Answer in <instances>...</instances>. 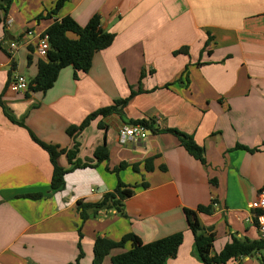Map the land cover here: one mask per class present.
Instances as JSON below:
<instances>
[{"label": "crops", "instance_id": "0c3cea01", "mask_svg": "<svg viewBox=\"0 0 264 264\" xmlns=\"http://www.w3.org/2000/svg\"><path fill=\"white\" fill-rule=\"evenodd\" d=\"M54 6L55 0H14L8 13L0 10V264H75L80 243L79 264H92L99 238L120 242L133 234L149 244L177 233L184 242L165 264H203L184 209L210 205L213 212L198 218L215 236L212 257L233 238L260 242L250 206L264 189V0H69L53 19L39 20ZM95 16L115 40L95 55L89 73L76 77L66 68L45 93L10 90L18 77L36 78L45 60L39 41L56 20L71 17L86 27ZM183 48L187 53L176 54ZM132 90L141 92L122 116H99L82 134L68 136L69 128ZM143 120L153 122L154 132L121 146L119 130ZM167 130L193 137L206 165ZM34 138L67 150L77 146L82 163L96 164L95 150L103 145L110 158L71 172L65 188L53 191L50 156ZM58 163L72 169L66 156ZM122 163L129 167L121 181L137 186L124 203L125 216L109 208L91 211L82 223L78 202L96 204L114 192L118 179L111 171ZM37 194L42 198H26ZM132 248L129 242L113 250L103 264ZM226 264H264V246Z\"/></svg>", "mask_w": 264, "mask_h": 264}, {"label": "trees", "instance_id": "16d2710c", "mask_svg": "<svg viewBox=\"0 0 264 264\" xmlns=\"http://www.w3.org/2000/svg\"><path fill=\"white\" fill-rule=\"evenodd\" d=\"M3 5H0V10L8 13L14 0H2ZM69 0H55V6L51 11H48L40 19H53L63 9ZM3 18L0 16V25L3 23ZM69 34L76 36L75 39L69 37ZM49 37L51 49L45 60H41L38 64V74L36 78L29 82V90L26 93L41 92L45 93L52 89L57 82L60 73L69 67L75 71V76L79 74H87L92 68L93 59L95 55L109 48L114 40L115 35L104 31L101 27V20L98 16L93 17L86 27H80L71 17H66L61 21L56 20L54 24L45 33ZM44 35V36H45ZM187 53V48L180 49L176 54ZM143 79V78H142ZM141 79V81H142ZM132 90L130 96L126 99L116 101L113 106L101 109L89 115L80 126L69 128L67 134L69 137L74 138L82 134L90 124L99 116L109 117L114 114L122 116L123 109L127 106L129 101L138 93ZM131 125H142L149 131L154 132L153 122L145 120L133 122ZM100 128H104L102 125ZM175 136L180 146L183 147L188 154L206 165L204 149L199 147L193 137L182 133L178 130H167ZM50 156V161L53 166V177L51 188L53 191H61L65 188V178L71 172L78 169L97 168L99 164L108 162L110 158L109 151L105 145L99 146L94 153L96 164H92V160H87L85 163L77 160L78 147L74 150L62 149L58 146L48 145L42 143L34 138ZM243 148V147H242ZM245 149V148H244ZM256 150H250L255 152ZM66 156L68 163L72 166L71 170H66L58 163L60 157ZM153 158L146 161V169L148 172L153 171ZM129 167L128 164L122 163L111 172L116 175L118 185L114 192L105 195L101 202L96 204L85 203L79 201L77 210L80 215L82 223H85L90 218V212H98L103 209L114 208L120 214H124V203L135 194L137 186H127L120 179V173ZM138 165L133 166V170L138 172ZM108 171L110 169H107ZM165 171L166 168H161ZM147 184H142L143 188H147ZM26 198L32 200H39L42 198L41 194L29 195ZM213 212V205L204 207L200 206L197 210L184 209V214L188 222L189 230L192 232L195 240V247L199 260L203 264H226L231 259L240 256H250L253 252L263 248V242H249L240 241L233 238L232 242L223 249V251L215 256H211L213 244L215 241L214 234H207L199 222V214H211ZM80 239H82L81 229H79ZM131 242L133 245L132 250L120 254L112 258V264H165L168 259L175 258L179 252L180 247L184 242V234L177 233L164 239L144 244L135 235H127L120 242H114L107 238H99L94 245V260L92 264H103L104 260L111 254L113 250L123 249L127 243ZM80 255L75 264H79L83 258L81 243L79 244Z\"/></svg>", "mask_w": 264, "mask_h": 264}, {"label": "built area", "instance_id": "2783aa9c", "mask_svg": "<svg viewBox=\"0 0 264 264\" xmlns=\"http://www.w3.org/2000/svg\"><path fill=\"white\" fill-rule=\"evenodd\" d=\"M16 49V44L11 45ZM51 49L49 37L42 36L39 41L38 52L42 58H47ZM9 88L14 93H26L29 90V82L24 77H18L10 82ZM149 136V130L142 125H126L119 130V144L123 147L138 145ZM256 221L261 241L264 242V189L258 195L257 202L250 206Z\"/></svg>", "mask_w": 264, "mask_h": 264}]
</instances>
